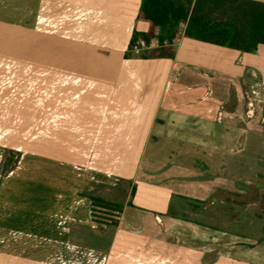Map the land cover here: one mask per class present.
Instances as JSON below:
<instances>
[{"label": "crops", "instance_id": "0c3cea01", "mask_svg": "<svg viewBox=\"0 0 264 264\" xmlns=\"http://www.w3.org/2000/svg\"><path fill=\"white\" fill-rule=\"evenodd\" d=\"M140 2L23 0L24 25L9 36L0 32V82L23 85L19 94L0 101L31 108L39 103L42 118L57 120L41 128L35 140L40 151L18 148V163L0 173V243L48 253L36 259L3 250L0 264L264 262L263 239H246L193 217L209 215L212 205L206 201L219 190L209 187L215 176L209 174L210 155L224 151L236 133L237 149L248 135L264 146V43L241 51L185 36L180 22L172 43L163 42L172 47L171 57L149 55V49L134 54L133 32L149 28L138 17ZM0 24L15 26L1 19ZM156 31L148 39L150 49L160 46ZM50 147L55 154L48 153ZM163 147L171 153L159 157ZM147 151L155 165L144 164ZM177 158H189L187 175L164 170L176 167ZM198 159L200 169L192 162ZM177 179L200 190L179 191L172 183ZM28 183L56 189L33 204L24 194ZM118 183L123 202L108 198ZM224 191L215 195L223 197ZM172 196L177 207L189 206L181 200L188 197L204 204L179 207L178 214L170 208ZM96 200L118 206L116 217L92 219ZM28 211L40 216V225L15 226V218ZM90 233L101 244L91 242Z\"/></svg>", "mask_w": 264, "mask_h": 264}, {"label": "rangeland", "instance_id": "374dc122", "mask_svg": "<svg viewBox=\"0 0 264 264\" xmlns=\"http://www.w3.org/2000/svg\"><path fill=\"white\" fill-rule=\"evenodd\" d=\"M28 4L32 2V0H26ZM24 5L23 0H0V19L6 20L8 22L13 21L14 24H0V32L5 34L4 36H9L13 31H17L21 26L24 25ZM152 49H149L151 51ZM0 84L3 86L0 87V97L5 98L11 93V95H15V91L20 93L21 89H23V85L17 84L14 86V81L11 83V87L7 85L4 86V83L1 81ZM7 84V83H6ZM17 94V95H18ZM49 122L50 124H47ZM57 120H47L40 116V104L34 103L25 104L20 102H9L8 98L0 101V173L5 174L10 170L12 164L18 163L20 155L22 154L21 150L27 149L32 151H40L39 143L36 144V141L39 142V133L41 128L47 126H54ZM61 123V120H60ZM45 127V128H46ZM235 139H228L226 141V148L224 151H218L211 154V162L214 164V167L209 166V174H215L213 178H210L209 187H215L219 190H225L226 192H233L239 195H244V199H238L233 196H216L215 193L219 190H216L212 196L207 199L208 205H212L209 208V215L199 216L197 214H193L195 219H206L214 224H217L218 227L227 233H234L236 235H245L246 239L252 240H264V146L255 144L252 141V137L249 135L246 137V142L243 147L237 149L239 144L237 142L240 141L239 134L236 133ZM27 138H32L33 143L32 146H26L28 141ZM36 140V141H35ZM235 140V141H233ZM243 140V139H242ZM169 142V141H167ZM228 144V145H227ZM231 144V145H230ZM173 147V146H172ZM21 150H19V149ZM166 147H163L159 150V157H166L168 153ZM237 149V150H236ZM50 154H55L56 149L50 147L48 150ZM150 151H147L143 162L148 165L149 164L148 154ZM15 158V160H14ZM178 159H174L175 163L182 164H174L176 167H171V164H168L164 170H171L176 168L177 172L184 173V169H188V164L190 160L189 158L183 159L184 161H178ZM192 162L196 163L197 166L194 168L200 169L198 166L201 164V159H198L197 162L193 160ZM179 167V168H177ZM161 172V171H160ZM187 175V173H184ZM175 183V187L179 191L187 190L188 193L193 190H200L199 185L193 184L188 181H184L181 179H177L176 181H172ZM118 188H114L112 196H108L109 200L112 199L116 202H123L121 200L122 195L119 193L124 189L119 183L117 185ZM56 189V184H50L49 188H44L41 183H32L25 185L24 194L27 195L26 201H31L33 204L37 203L40 195L47 191L52 193L53 190ZM252 189V190H251ZM20 191V190H19ZM31 197V198H30ZM171 206L170 208L175 210L178 214H182V210H178L179 207H184V209L188 210L189 207L196 208L198 206H203L204 203L197 199H192L191 197L183 198L181 200L185 201L186 204H190L189 206H175L174 201L177 200L175 196H172ZM256 197V198H255ZM248 198H253V200H249ZM188 202V203H187ZM107 205L106 214L110 218H115L117 214L118 206L113 203L105 202ZM35 209V208H34ZM12 212V210H10ZM92 219L95 221H99L101 217H104L102 213H100V208L96 207L95 204L92 205ZM188 213V212H187ZM31 213H26L17 218L14 221V225L17 226V223H20L18 226L25 227L26 224L30 223L34 225H40V216H30ZM203 217V218H202ZM39 218V219H37ZM212 227V226H210ZM92 239L91 242H94L96 237L89 234ZM95 237V238H94ZM36 238V236H33ZM102 238H97L96 242L101 244L103 240ZM88 243V241H87ZM24 245V244H23ZM15 250L17 255H21V253L30 254L28 256H33L36 259H41L48 253V249H42L41 247H33L29 244H25L24 246H15V247H7L2 246L0 243V251L5 250L7 253L8 250ZM259 251V249H257ZM4 252V251H3ZM39 257V258H38ZM218 257V256H216ZM264 257V256H263ZM51 261L57 263L58 259L56 256L51 258ZM206 259L202 261H193V264H211L210 262H205ZM259 259L256 261L255 259H248L245 261H239L238 259H234V262H228L223 264H263ZM13 264H30L29 261L19 260ZM35 264V263H34ZM219 264V263H217Z\"/></svg>", "mask_w": 264, "mask_h": 264}, {"label": "trees", "instance_id": "16d2710c", "mask_svg": "<svg viewBox=\"0 0 264 264\" xmlns=\"http://www.w3.org/2000/svg\"><path fill=\"white\" fill-rule=\"evenodd\" d=\"M138 17L147 20L149 28L145 32L134 31L129 47L138 36L148 41L157 28L160 46L150 51L152 56L173 55L172 47L163 42L172 43L180 22L185 23V36L217 45L254 51L258 43H264V2L259 0H141ZM224 196L241 200L245 197L226 191ZM95 206L108 218L104 201L96 200Z\"/></svg>", "mask_w": 264, "mask_h": 264}, {"label": "built area", "instance_id": "2783aa9c", "mask_svg": "<svg viewBox=\"0 0 264 264\" xmlns=\"http://www.w3.org/2000/svg\"><path fill=\"white\" fill-rule=\"evenodd\" d=\"M151 45L152 43L150 44V42L146 41L145 38L139 36L130 45V50L132 53L137 54V53H141L142 51L146 49H150Z\"/></svg>", "mask_w": 264, "mask_h": 264}, {"label": "water", "instance_id": "95a60500", "mask_svg": "<svg viewBox=\"0 0 264 264\" xmlns=\"http://www.w3.org/2000/svg\"><path fill=\"white\" fill-rule=\"evenodd\" d=\"M241 139H242V136H241Z\"/></svg>", "mask_w": 264, "mask_h": 264}]
</instances>
